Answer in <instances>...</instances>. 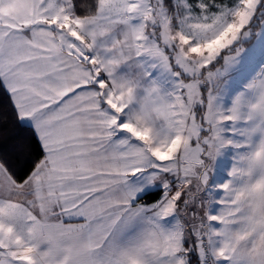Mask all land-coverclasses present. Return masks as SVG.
<instances>
[{
	"label": "snow or ice",
	"instance_id": "1",
	"mask_svg": "<svg viewBox=\"0 0 264 264\" xmlns=\"http://www.w3.org/2000/svg\"><path fill=\"white\" fill-rule=\"evenodd\" d=\"M0 97V264H264V0H0Z\"/></svg>",
	"mask_w": 264,
	"mask_h": 264
},
{
	"label": "trees",
	"instance_id": "2",
	"mask_svg": "<svg viewBox=\"0 0 264 264\" xmlns=\"http://www.w3.org/2000/svg\"><path fill=\"white\" fill-rule=\"evenodd\" d=\"M27 135L26 132L17 129L13 123L9 122L6 130L0 126V154L6 153L11 156L22 151L21 159L27 157L29 148L33 146V142L26 139Z\"/></svg>",
	"mask_w": 264,
	"mask_h": 264
}]
</instances>
